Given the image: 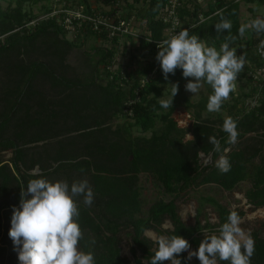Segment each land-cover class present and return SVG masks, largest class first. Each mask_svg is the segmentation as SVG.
Here are the masks:
<instances>
[{"label": "trees", "instance_id": "16d2710c", "mask_svg": "<svg viewBox=\"0 0 264 264\" xmlns=\"http://www.w3.org/2000/svg\"><path fill=\"white\" fill-rule=\"evenodd\" d=\"M42 1L46 0H10L6 7L0 3V264H19L9 237L12 208L20 206L21 189L26 190L31 179L40 178L31 172L35 167L39 168L40 176L49 181L66 179L71 184L88 180L94 200L88 207L83 204L82 197L77 198V222L83 233L79 248L86 253L92 252L95 264L141 263L139 258L132 262L121 254L122 231H126L148 264L157 245L143 235L145 230L180 235L189 242V249L195 251L205 233L217 231L230 212H237L239 217L244 214L242 210L229 209L214 197L206 196L199 200L196 214L204 217L203 225L199 220L194 226L186 225L173 200L151 203L145 216V199L137 183L139 173H147L166 193L174 195L207 183L230 191L238 183L248 181L247 203L251 209L264 206V83L255 105L239 107L230 115L237 123L238 137L235 144H228V134L222 130L224 119L215 127L210 119L202 116V111H208V98L192 103L184 93L189 78L183 77L181 69H177L175 75L169 74L165 81L159 64L154 76L140 86L141 78L157 64V43L162 38L164 24L155 17L166 0L125 3L129 15L145 21L150 35V40H140L139 48L129 51L124 48L120 52L140 55L133 69L118 64L111 70L119 47L115 41L108 46L103 42L92 46V70L83 79L65 75L66 57L77 43L67 39L54 20L25 27L35 15L24 9V5ZM94 1L108 6L118 0ZM142 1H146L147 6L132 9L134 3ZM246 1L264 4V0ZM84 2L89 12L90 1ZM238 8L239 3L232 0H216L208 6L205 15L218 12L188 32L217 50L226 37H234L228 42L230 47L237 49V55L244 54L247 60L257 63L253 47L264 38V32L248 47L240 45ZM49 9L45 5L44 11ZM186 14L188 10L182 9L181 17ZM222 16L232 27L230 31L217 33L215 25ZM189 22L183 19L184 27ZM89 38L96 40L97 35L87 31L82 42ZM140 49L142 52L138 51ZM240 77H246L245 73H240L238 79ZM246 80L250 83L249 78ZM177 82L180 86L172 108H162L156 96L163 86ZM46 86L49 88L45 89ZM49 90L54 93L49 95ZM136 96L139 99L132 104L128 116L123 106ZM229 97L237 103L238 93L232 92ZM179 106L194 109L187 128L179 127L172 116ZM117 115L126 123L112 129L108 124ZM156 119L161 122L158 128L155 127ZM47 126L51 132H44ZM133 126L144 132L151 130V135H132L130 128ZM188 130L194 141L184 140ZM210 136L220 141L222 149H228L231 170L227 173L215 167L222 153L213 151ZM5 151L12 153L8 159L3 158ZM198 153L210 156L211 162L203 164ZM205 206L212 208L217 219L215 223L205 216ZM166 219L170 220L172 228H161ZM250 235L254 240L251 264H264V238L256 231ZM187 256L186 251L179 254L182 264H200L195 256L191 260H187Z\"/></svg>", "mask_w": 264, "mask_h": 264}, {"label": "clouds", "instance_id": "9594fccd", "mask_svg": "<svg viewBox=\"0 0 264 264\" xmlns=\"http://www.w3.org/2000/svg\"><path fill=\"white\" fill-rule=\"evenodd\" d=\"M232 24L221 17L215 25L217 33L230 31ZM251 29L257 34L264 32V19L256 18L239 29L240 36ZM226 37L219 50L207 46L196 35H190L182 29L159 45L156 60L159 62L165 81L169 74L175 75L182 70L184 78H191L185 85L186 91L197 93L206 82L213 89L208 97L207 110L219 112L222 104L236 89L238 75L243 71L245 55H237V49L230 47ZM260 54L264 55V41L259 45ZM172 85L170 99L159 100L164 109L172 108L173 98L179 91L178 82ZM222 130L228 134V144L237 142V123L232 117L224 119ZM187 135L194 138L187 133ZM213 151L222 153L215 161V167L221 173L231 170L227 156L228 149L221 147L215 136L209 137ZM198 155H201L198 153ZM31 179L20 192V206H13L9 237L14 251L18 254L19 264H95L92 252L79 248L83 233L77 222L79 208L77 198L82 197L83 204L90 207L94 193L87 179L73 181L66 179L49 181L40 176ZM30 196V198H28ZM241 218L235 211L230 212L227 221L213 233H205L198 250L189 251L187 260L198 258L200 264H251L254 254V240L240 226ZM167 228V224L164 225ZM157 245L148 264H182L179 254L189 250V242L180 235L149 233Z\"/></svg>", "mask_w": 264, "mask_h": 264}, {"label": "rangeland", "instance_id": "374dc122", "mask_svg": "<svg viewBox=\"0 0 264 264\" xmlns=\"http://www.w3.org/2000/svg\"><path fill=\"white\" fill-rule=\"evenodd\" d=\"M9 1L10 0H1L0 3L2 7H6ZM89 1L94 6H98V7L100 6V4H97L94 0H89ZM123 2L132 3L133 1L123 0ZM13 5H14V1L12 2V6ZM45 5L49 7L51 6L58 7L60 3L57 2L56 0H46L32 5L25 4L24 9L30 10L34 15H40L43 13ZM143 5L147 6L146 1H142V3L141 2L134 3V7L132 9H138ZM129 9L131 10V8ZM238 10H239L238 22H239V26L241 27L242 25L249 23L253 19L262 18L264 13V4H258L257 2H249L243 0L239 3ZM260 35L261 33L257 34L255 31L248 29L245 31L243 36H239L240 45L248 47L251 41L259 37ZM66 36L67 39L71 41H75L77 45L71 49L70 53L66 57L65 62L68 67L65 68V75L70 78L77 77L79 79H83L85 75L89 74L90 71L92 70V65H93L91 58L93 53L92 46H97L99 45V43L95 39L93 40L92 38H89L85 42H82L81 39H74L70 35H66ZM201 41L206 43L205 40H201ZM121 50L122 49L119 48L118 57L120 58V61L118 64L121 67L123 66V68L125 69L126 68L130 70L133 69L136 65L134 61L135 62L139 61V59L141 58L140 55L130 54L128 52L120 53ZM246 67L248 68V66L245 65L244 69H246ZM101 80L104 79L102 78ZM171 84H175V83H170L166 86H163L160 94L156 96V99L160 100L161 98L163 99L170 98L172 92ZM47 87L48 86H46L45 89H47ZM236 88L238 91L237 103H235V101H233L229 97L227 100L223 102L221 110L219 112L202 111V116L207 119H210V121L213 122L215 127L219 126L222 119H225L226 117H230L232 113L239 110V107L245 106V108H248L250 103L253 101V93L251 92V85L246 80L245 77H240L237 80ZM53 93L54 92L51 90H49L48 92L49 95H52ZM184 93L187 95L188 99L192 103H197L198 101L204 98H208L213 93V89L206 82H202V87L197 93L193 94L189 91H186V89H184ZM193 110H194L193 108H186L184 106H179L174 110L172 116L177 121L179 127L187 128L190 126L192 122L191 114ZM125 123H126L125 119L117 115L116 117L113 118L112 121L109 122L108 125H110L112 129H114L117 125H122ZM160 125H161L160 120L156 119L155 127L158 128ZM51 131L52 129L47 126L44 132H51ZM130 131L132 135L135 136L151 135V130L144 132L135 126L131 127ZM187 133L192 136V133L188 130V132L185 133L184 140L192 139L187 135ZM2 155L4 159H8L9 157H11L12 153L11 151H5L2 153ZM200 156H201V162L203 164H208L211 162L210 156H205L202 153ZM257 159L258 158H256V160ZM31 172L40 173V170L38 167H35ZM137 183L140 186L142 197L145 199V205L143 207L145 216L147 215V211L151 203L156 202L158 200H162L164 202L173 200L176 206V211L180 219L186 225L194 226L196 225L197 220H199L200 224L203 225L205 222L204 217L203 216L197 217L196 215L198 202L201 199V197L211 196L217 199L221 204L225 205L229 209L242 210L244 214L240 217L241 228L248 234H250L253 231H256L260 237L264 238V206L257 209H251V206L247 203L245 198V192L250 187V183L248 181H242L238 183L235 186V188L230 191H225L221 189L215 183H207V184L199 185L195 188H189L187 189L186 192L182 191L178 195L166 193L163 187L154 179H152L147 173H143V172L139 173ZM203 211L209 222L215 223L217 221L211 207L205 206L203 208ZM165 224H167L168 229L172 228L170 220L166 219L163 221L161 225L162 229H166L164 227ZM149 233H154V234L157 233L152 229H147L144 231L143 235L149 238L151 241H153ZM122 236L123 239L120 244L121 254L127 257L132 262H134L135 258H139L141 260L140 264H146V260L143 258L141 252L134 247L131 238L126 234V231H122ZM133 249L135 250L133 251ZM189 251L191 250L189 249L186 251L187 255ZM167 264H170V262H168Z\"/></svg>", "mask_w": 264, "mask_h": 264}, {"label": "built area", "instance_id": "2783aa9c", "mask_svg": "<svg viewBox=\"0 0 264 264\" xmlns=\"http://www.w3.org/2000/svg\"><path fill=\"white\" fill-rule=\"evenodd\" d=\"M56 1L60 3L58 7L51 6L49 10L43 11L42 14L35 15L25 23V27H32L41 21L54 20L62 28L65 35H70L74 39L82 40L87 31H93L97 35L96 40L98 43L102 44L104 42L103 45L108 46L115 41L117 47L122 50L126 48L128 51L133 47L139 48L140 40H150L149 32L145 29V21L137 20L134 15H129L125 2L121 0L108 6L100 5L99 7L90 3L89 12L84 0ZM215 1L166 0V3L161 6L155 17L156 20L164 24L162 38L157 43V48L163 40L170 38L180 30H189L216 14L217 10L205 15V12L208 11V6L215 3ZM232 1L240 3L243 0ZM182 9H187L188 14L181 17ZM183 19L190 21L187 27H184ZM261 41H264V38L257 41L253 47L257 63L246 59L245 65L248 68L246 67L243 70L246 77L250 79L251 87L254 88L253 101L249 106L256 104L259 89L264 83V55L260 54L259 49ZM140 50L138 51L142 52ZM118 55L110 67L111 70L116 69L118 66L120 61ZM158 67L159 62L157 61L153 70L146 77L141 78L140 86H143L149 77L154 76L155 72L159 69ZM234 95H237V88L234 91ZM138 99L139 97L136 96L134 99L126 101L123 106V112L130 116L132 104Z\"/></svg>", "mask_w": 264, "mask_h": 264}]
</instances>
